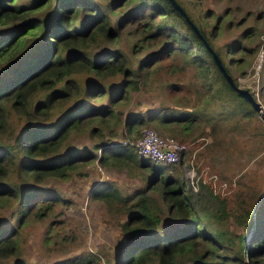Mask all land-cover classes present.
I'll return each mask as SVG.
<instances>
[{"label": "trees", "instance_id": "1", "mask_svg": "<svg viewBox=\"0 0 264 264\" xmlns=\"http://www.w3.org/2000/svg\"><path fill=\"white\" fill-rule=\"evenodd\" d=\"M175 1L202 37L170 0H0V26L10 27L0 34V68L15 60L0 74V201L7 205L14 199L17 201L18 224L25 220L28 210L36 207L34 213L41 216L54 201H41L44 193L36 182L46 176L66 179L73 173L80 174L75 172L79 161L96 157L91 149L83 153L71 147L66 138L71 130L92 118H99L103 124L106 117L114 115L113 106L90 103L106 93L102 82L105 77L115 76L119 80L109 92V101L114 105L127 97L128 90L139 87L138 70L151 69L159 62L168 66L171 62L168 59L180 56L179 64L172 65V71L199 66L206 84L212 73L215 81L222 80L233 89L204 41L217 53L229 73L213 44L221 16L212 21L211 11L192 13L195 9L191 0ZM45 7L49 8L45 16L32 15ZM115 13L119 14L112 23L110 17ZM41 32L42 40L23 54L29 41ZM123 32L134 39L133 54L152 47L137 69H132L120 49H104L96 56L90 49L99 40H117ZM238 50L240 45H234L228 46L226 52ZM19 54L23 55L17 58ZM78 71L90 74L94 80L87 82L83 89L84 102L66 110L67 101L81 93L75 75ZM198 76L195 73V79ZM183 86L176 83L171 88L178 91ZM52 112L58 114L57 121L40 125ZM148 118L159 129H165L172 122H184L187 127L194 121V112L167 114L154 110L149 111ZM138 122H143V118L130 116L125 120L124 130L130 132ZM97 127H92L90 133ZM103 140L93 146L100 152V164L131 160L142 171L148 170L142 179L144 187L137 189L134 197L120 195L110 186H99L93 191V197H108L109 204L113 201L109 214L127 235L113 264H264V197L254 205L253 194L241 188L219 197L220 208L215 217L228 218L230 209L243 231L218 228L211 214L202 215L194 210L176 179L162 178L163 166L146 158L138 159L133 147L111 146V142ZM150 189H160L167 211L176 216L160 231L161 217L147 200ZM204 217L209 220V226L202 223ZM15 235L13 226L4 227L0 222V257L16 252ZM97 262H100L99 254L87 251L60 264ZM14 264L26 263L15 258Z\"/></svg>", "mask_w": 264, "mask_h": 264}, {"label": "rangeland", "instance_id": "2", "mask_svg": "<svg viewBox=\"0 0 264 264\" xmlns=\"http://www.w3.org/2000/svg\"><path fill=\"white\" fill-rule=\"evenodd\" d=\"M191 4L195 9L194 14L211 11L212 21L221 16L214 47L219 50L235 84L248 88L259 107L254 108L222 80L215 81L212 73L208 79L209 85L206 84L199 73V66H192L195 69L187 66L185 71L180 72L172 71V65L179 64L180 56L168 59L171 60L168 66L159 62L160 65L156 64L151 69L138 70L139 87L128 90L127 97L114 105L109 101V92L112 91L111 86L116 88L119 80L115 76L105 77L102 82L106 85V93L96 96L90 103L113 106L114 115L106 117L103 124L99 118H92L90 122L71 130L66 138L71 147H77L83 153L91 149L96 157L79 161L75 172L80 171V174L73 173L66 179L46 176L36 182L44 193L41 201L54 199L41 216L34 213L36 207H33L25 213V220L18 224L17 201L14 199L10 205L0 201V222L4 227L13 226L18 244L14 254L0 257V264H14L15 258L26 264H60L87 251L99 254L100 262L96 264H113L127 235L109 214V205H114L113 201L109 204L108 197H93V191L99 186H110L120 195L134 197L137 189L144 187L142 179L148 170L142 171L131 160L102 165L98 157L100 152L93 146L103 142V139L118 145H125L121 144L123 141L134 142L146 128H152L163 136H172L185 145L178 163H153L163 166L162 178L176 179L194 210L202 215L211 214L216 227L243 231V226L237 224L230 209H225H228V218L220 219L215 215L220 208L219 197L234 188L253 194L254 205L264 197V0H191ZM48 11L49 8L45 7L32 15L43 17ZM118 14L111 15L112 23ZM9 28L8 25L0 26V34ZM42 38V32L37 34L23 52ZM133 42L134 39L123 32L117 40H99L90 49L95 56L104 49H120L128 57L132 69H137L140 60L152 47L133 54ZM234 45H240V50L228 54L227 47ZM23 54L17 55V58ZM14 61L0 68V74ZM195 73L201 78L198 76L195 79ZM75 75L78 76L81 93L67 101L66 110L84 102L83 89L87 82L94 80L90 74L82 71ZM217 78L221 79L218 75ZM176 83L185 86L172 91L171 85ZM154 110L167 114L187 110L194 112V121L187 127L184 122H172L165 129H159L148 118L149 111ZM132 115L140 116L143 122L136 123L133 130L126 132L123 127L125 120ZM57 118L58 114L53 115L52 112L47 121L39 124L51 125ZM96 126L97 130L90 133V129ZM131 145L125 146L134 148ZM148 195V203L161 217L160 231L176 216L167 211L160 189H150ZM208 221L204 217L202 223L205 225Z\"/></svg>", "mask_w": 264, "mask_h": 264}, {"label": "built area", "instance_id": "3", "mask_svg": "<svg viewBox=\"0 0 264 264\" xmlns=\"http://www.w3.org/2000/svg\"><path fill=\"white\" fill-rule=\"evenodd\" d=\"M129 143L134 146L140 157L160 164L178 163L180 152L185 148V145L180 144L174 137L160 135L152 128H146L136 141H123L121 144L130 145Z\"/></svg>", "mask_w": 264, "mask_h": 264}, {"label": "water", "instance_id": "4", "mask_svg": "<svg viewBox=\"0 0 264 264\" xmlns=\"http://www.w3.org/2000/svg\"><path fill=\"white\" fill-rule=\"evenodd\" d=\"M171 3L174 5V7L176 9H178L185 17L186 19L189 21V23L191 24L192 28L194 29V31L200 36L202 37L201 33L199 32L197 26L188 18L187 14L185 13L183 7L177 3L175 0H170ZM205 44L206 47L209 49V51H211L212 53V57L215 60V62L217 63L219 69L222 71L223 75L225 76L226 80L228 81V83L231 85V87L239 94L241 95L243 98H245L246 100H248L251 105L254 108H258L259 105L258 103L255 101V98L253 97L252 93L249 91L248 88H243V87H239L238 85L235 84L232 76L226 71L224 65L222 64L220 58L218 57L217 53L212 49V47L207 43L206 40Z\"/></svg>", "mask_w": 264, "mask_h": 264}]
</instances>
